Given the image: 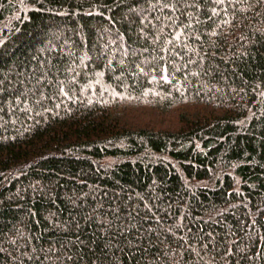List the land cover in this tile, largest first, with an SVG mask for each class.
I'll list each match as a JSON object with an SVG mask.
<instances>
[{"label": "trees", "instance_id": "obj_1", "mask_svg": "<svg viewBox=\"0 0 264 264\" xmlns=\"http://www.w3.org/2000/svg\"><path fill=\"white\" fill-rule=\"evenodd\" d=\"M0 264H264V0H0Z\"/></svg>", "mask_w": 264, "mask_h": 264}]
</instances>
